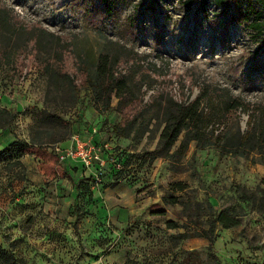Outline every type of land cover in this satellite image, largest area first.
<instances>
[{
    "label": "rangeland",
    "instance_id": "rangeland-1",
    "mask_svg": "<svg viewBox=\"0 0 264 264\" xmlns=\"http://www.w3.org/2000/svg\"><path fill=\"white\" fill-rule=\"evenodd\" d=\"M109 4L105 13L100 0H0V247L20 264H264V33L217 0ZM105 54L120 59L118 73H136L143 98L128 138L115 133L118 100L100 110L82 81L80 69L93 73ZM205 87L263 113L245 146L249 114L238 111L182 158L143 162L158 148L164 99L190 103ZM73 135L127 165L99 173L70 160L66 178L48 179L32 147L54 152ZM178 182L188 188L175 192ZM222 211L241 224L218 226L212 246L179 237L208 230Z\"/></svg>",
    "mask_w": 264,
    "mask_h": 264
},
{
    "label": "trees",
    "instance_id": "trees-1",
    "mask_svg": "<svg viewBox=\"0 0 264 264\" xmlns=\"http://www.w3.org/2000/svg\"><path fill=\"white\" fill-rule=\"evenodd\" d=\"M100 1L105 6L104 12L110 13V0ZM198 1L202 7L207 3V0ZM243 1H245L246 7ZM217 2L227 7L234 5L236 8L234 20L237 23L244 24L249 22L256 34L264 33V0H217ZM255 5L259 6L262 11H255L253 8ZM251 17H253V20H251ZM3 22L6 23L7 21L3 20ZM133 58L137 59V55H133ZM119 63V58H112L109 54H105L98 58L93 73H90L87 69H80V71H82L83 74L82 81L85 88L92 92L94 101L100 110L112 109L114 99L118 100L116 110L124 117L122 122L115 127V133L120 137L128 138L135 130L140 114L143 111L138 110V107L142 104L143 98L138 99L131 87V78L136 75V73L129 75L118 73ZM200 93L201 94L190 103L177 102L173 98L164 99L166 105L163 113V129L160 134L158 148L155 153L150 155L148 160L143 159V162L154 161L159 157H169L170 159L182 158L188 151L191 142L195 141L198 144L202 143L205 145L208 143L207 130L209 125L215 122H221L230 113L238 111L249 114V131L239 138L240 146H245L247 140L252 136V131L257 127L255 124L257 118L263 113H261L260 110H254L253 107H250L241 99L233 97L230 93L225 91L219 92L216 89L210 90V87H205L201 89ZM204 107H207V113H204ZM260 134L264 136L263 132ZM182 135L183 140L174 151L173 149ZM32 152L35 157L41 161L39 164V171L47 176L48 179L55 180L58 177L66 178L68 176L59 166L57 155L50 152L47 147L35 146L32 147ZM241 153L242 151H239L237 154ZM119 161L127 165L125 159H119ZM171 188L175 192H184L188 188V185L178 182L172 184ZM167 202L172 205L182 204L179 197L174 196H170ZM258 205L260 211L264 215V196L260 198ZM186 208L190 210L189 205H187ZM240 224L241 219L239 216H231L222 211L211 216L208 230L203 229L201 233L192 234L185 232L181 233L179 237L183 240L193 237H203L206 238L210 242V246H212L216 239L215 233L218 226L224 229H231ZM167 227L169 229L182 228L181 225L172 221L167 223ZM0 264L20 263L12 252L0 247Z\"/></svg>",
    "mask_w": 264,
    "mask_h": 264
},
{
    "label": "built area",
    "instance_id": "built-area-1",
    "mask_svg": "<svg viewBox=\"0 0 264 264\" xmlns=\"http://www.w3.org/2000/svg\"><path fill=\"white\" fill-rule=\"evenodd\" d=\"M69 141L70 145L65 149L61 148L59 144L54 145V152L59 162L77 161L84 169H93L99 173L110 164L116 168L124 169L123 164L113 154L106 153L110 151L107 145L101 146L92 140H83L78 135H73Z\"/></svg>",
    "mask_w": 264,
    "mask_h": 264
},
{
    "label": "crops",
    "instance_id": "crops-1",
    "mask_svg": "<svg viewBox=\"0 0 264 264\" xmlns=\"http://www.w3.org/2000/svg\"><path fill=\"white\" fill-rule=\"evenodd\" d=\"M60 145V147L61 148H67L69 145H70V141L68 140V141H66L65 143H60L59 144ZM54 153V152H53ZM55 155H56V153H54ZM59 162V161H58ZM70 163V162H69ZM65 164V165H64ZM72 164H75L76 166H78V165H81L80 163H78V162H75V161H73L72 162ZM69 165L70 164H68V162H63V163H61V162H59V166L64 170V166L66 167V168H69ZM81 167H82V165H81ZM64 172H67V171H64Z\"/></svg>",
    "mask_w": 264,
    "mask_h": 264
}]
</instances>
